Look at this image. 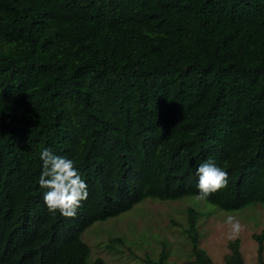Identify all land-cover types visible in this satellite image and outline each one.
Instances as JSON below:
<instances>
[{"label": "trees", "instance_id": "obj_1", "mask_svg": "<svg viewBox=\"0 0 264 264\" xmlns=\"http://www.w3.org/2000/svg\"><path fill=\"white\" fill-rule=\"evenodd\" d=\"M43 148L88 184L70 226L44 204ZM208 160L229 184L205 201L264 202V0H0V264H106L88 260L81 222L197 195ZM198 216L181 264H220ZM252 237L264 264V228ZM228 245L223 264H245ZM165 248L143 264H167Z\"/></svg>", "mask_w": 264, "mask_h": 264}, {"label": "rangeland", "instance_id": "obj_2", "mask_svg": "<svg viewBox=\"0 0 264 264\" xmlns=\"http://www.w3.org/2000/svg\"><path fill=\"white\" fill-rule=\"evenodd\" d=\"M195 196L167 200L147 197L117 216L94 221L80 236L91 248L89 260L99 256L107 264H143L142 259L147 254L156 258L166 245L167 264H181L191 257L189 239L183 229L188 226V211L193 207L199 213L195 222L200 233L198 245L214 262L223 264L230 252L227 226L223 222L226 215H235L245 225L238 236L244 263L256 264L257 242L252 236L264 228V202L227 210L205 200L197 202ZM107 229L112 236L131 241L127 244L117 242L119 246L111 248Z\"/></svg>", "mask_w": 264, "mask_h": 264}, {"label": "clouds", "instance_id": "obj_3", "mask_svg": "<svg viewBox=\"0 0 264 264\" xmlns=\"http://www.w3.org/2000/svg\"><path fill=\"white\" fill-rule=\"evenodd\" d=\"M40 159L42 161V166L38 183L41 189H46V191L43 192V201L46 205L47 212L52 215L57 213V216L60 218L67 219L66 222L70 226V220L73 221L79 216L83 202L88 199V184L81 178L73 159L57 155L50 148H43L41 150ZM196 175L198 176L197 188L199 190L195 196L197 202L207 200L211 194L227 188L229 184L228 172L218 167L212 160L201 163L196 169ZM130 187L131 186L126 185V189ZM137 203L138 202L134 203L130 208L119 214L131 209ZM96 220L102 219L81 222L82 228L80 229L79 238L89 249L88 260L91 248L80 236L82 232ZM133 221L135 222L136 219L134 218ZM223 223L227 226L226 239L229 241L237 238L245 229V225L235 215H226ZM107 232L108 235L111 236L108 239L110 240L113 236L108 229ZM117 246H119V244H117ZM92 260L90 258L89 261Z\"/></svg>", "mask_w": 264, "mask_h": 264}]
</instances>
